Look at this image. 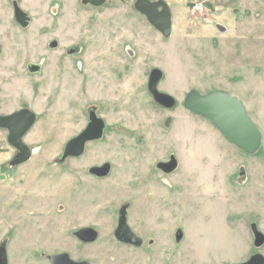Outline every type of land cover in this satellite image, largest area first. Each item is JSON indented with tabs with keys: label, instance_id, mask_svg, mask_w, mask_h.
I'll use <instances>...</instances> for the list:
<instances>
[{
	"label": "rangeland",
	"instance_id": "obj_1",
	"mask_svg": "<svg viewBox=\"0 0 264 264\" xmlns=\"http://www.w3.org/2000/svg\"><path fill=\"white\" fill-rule=\"evenodd\" d=\"M165 1L169 37L135 0H0V114L25 107L36 115L22 138L31 157L19 165L0 129V244L9 264H49L62 251L92 264H228L264 255L250 228L254 222L264 234V0ZM14 3L30 17L25 27ZM154 67L163 72L158 89L176 100L170 109L148 91ZM191 89L240 98L261 131L259 149L244 152L188 111L182 101ZM91 107L101 137L57 163ZM171 154L174 171L156 168ZM105 162L106 176L89 173ZM125 203L139 247L114 236ZM81 227H93L95 241H80Z\"/></svg>",
	"mask_w": 264,
	"mask_h": 264
},
{
	"label": "water",
	"instance_id": "obj_2",
	"mask_svg": "<svg viewBox=\"0 0 264 264\" xmlns=\"http://www.w3.org/2000/svg\"><path fill=\"white\" fill-rule=\"evenodd\" d=\"M106 0H85L91 6H101ZM135 9L143 14L147 21L164 37H169L172 32V15L165 0H135ZM15 19L26 26L30 17L19 6L14 4ZM55 44V43H52ZM36 66L31 67V70ZM163 77L161 69L154 67L148 76L147 88L153 100L158 105L170 109L175 106V98L158 89V83ZM183 106L190 112L199 114L208 119L215 128L232 144L248 154L255 153L262 140V134L257 124L251 119L243 101L237 96L225 91L214 90L200 94L194 89L189 90L183 98ZM88 124L77 136L69 139L63 148L62 154L57 158V163H64L68 157L78 156L84 150L88 140L100 138L103 132V121L95 113L93 107L88 110ZM36 115L33 111L22 108L12 114L0 115V128H6L8 143L18 150L16 159L12 164H19L31 157L30 147L23 141V136L35 122ZM177 159L171 154L168 160L158 161L156 168L164 173H171L177 167ZM111 165L105 162L89 168V173L104 177L110 172ZM128 204H123L118 210L117 226L114 230L115 238L123 243L140 246L143 239L137 235L127 222ZM253 244L259 248L264 243V234L258 229L256 223H251ZM75 236L83 242H93L98 232L93 227H81L74 232ZM182 236L181 230L175 234L176 240ZM0 264H5L4 246L0 248ZM51 264H91L87 260L74 261L67 252L48 256ZM228 264H264V255L260 252L251 254L246 260Z\"/></svg>",
	"mask_w": 264,
	"mask_h": 264
},
{
	"label": "flooded vegetation",
	"instance_id": "obj_3",
	"mask_svg": "<svg viewBox=\"0 0 264 264\" xmlns=\"http://www.w3.org/2000/svg\"><path fill=\"white\" fill-rule=\"evenodd\" d=\"M15 4V3H14ZM14 4H13V8H14ZM20 8V7H19ZM13 13H14V10H13ZM14 18H15V13H14ZM146 18V17H145ZM16 20V19H15ZM16 22L20 25V26H22L21 25V23L20 22H18L17 20H16ZM28 24V23H27ZM22 27H25V26H22ZM150 72V71H149ZM149 76V75H148ZM147 84H148V80H147ZM23 108H25V107H23ZM20 109H22V108H20ZM20 109H18V110H20ZM28 109V108H27ZM18 110H15V111H12V112H10V113H7V114H0V115H8V114H12V113H14V112H16V111H18ZM89 110V109H88ZM89 118V117H88ZM0 129H3L5 132H6V135H8V130L6 129V128H0ZM14 148V147H13ZM15 149V148H14ZM17 152H18V150L17 149H15V152L13 153V156H12V159L10 160V162H11V165H19V164H21V163H19V164H12L13 163V161H15V159H16V155H17ZM23 163V162H22ZM236 199L235 198H232V199H227L226 200V202H224L223 204H222V207H221V209L220 210H225V209H227V206H225V204L226 205H229L230 203H233L234 201H235ZM177 230H181V229H177ZM177 230H176V232H177ZM176 232H175V234H176ZM182 232V231H181ZM138 235V234H137ZM80 240V239H79ZM81 241V240H80ZM83 242V241H82ZM151 243H152V240L150 241ZM86 243V242H85ZM127 244V243H126ZM143 244V243H142ZM127 245H131V244H127ZM2 246H4V257H5V264H9V262H8V254H7V249H6V244L3 242V243H1L0 244V248L2 247ZM131 246H134V245H131ZM141 246V245H140ZM134 247H139V246H134ZM1 251V250H0ZM62 252H65V251H62ZM62 252H57V253H54V254H59V253H62ZM69 254V253H68ZM49 255H53V254H49ZM48 255V256H49ZM70 256V255H69ZM70 258L72 259V260H74V261H83V260H86V259H74V258H72L71 256H70ZM87 261H89V260H87ZM90 262V261H89ZM48 263L49 264H51V261H50V259H49V257H48ZM91 263V262H90ZM92 264V263H91Z\"/></svg>",
	"mask_w": 264,
	"mask_h": 264
},
{
	"label": "built area",
	"instance_id": "obj_4",
	"mask_svg": "<svg viewBox=\"0 0 264 264\" xmlns=\"http://www.w3.org/2000/svg\"><path fill=\"white\" fill-rule=\"evenodd\" d=\"M193 9L195 10V11H202L203 10V5H194L193 6Z\"/></svg>",
	"mask_w": 264,
	"mask_h": 264
}]
</instances>
